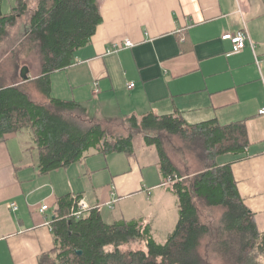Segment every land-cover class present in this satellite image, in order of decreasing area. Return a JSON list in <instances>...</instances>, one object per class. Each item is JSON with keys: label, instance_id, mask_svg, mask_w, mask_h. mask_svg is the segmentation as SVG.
<instances>
[{"label": "crops", "instance_id": "crops-1", "mask_svg": "<svg viewBox=\"0 0 264 264\" xmlns=\"http://www.w3.org/2000/svg\"><path fill=\"white\" fill-rule=\"evenodd\" d=\"M15 3L1 0V12L9 13ZM96 3L102 22L73 64L52 74L51 96L84 104L89 115L104 122L153 113L175 114L188 125L244 123L245 157L232 161L226 155L218 163L231 162L239 195L263 232L264 116L258 112L264 108V0ZM244 27L260 66L249 46L227 56L232 44L222 35ZM125 40L134 46L108 52ZM30 72L28 80L39 75ZM133 148L132 157L92 154L40 175L28 133L1 142L0 264H41L55 245V203L67 195L81 197L109 225L133 220L149 224L153 239L163 244L178 221L177 199L159 171L155 147L139 135ZM42 206L47 211L40 212Z\"/></svg>", "mask_w": 264, "mask_h": 264}, {"label": "trees", "instance_id": "trees-1", "mask_svg": "<svg viewBox=\"0 0 264 264\" xmlns=\"http://www.w3.org/2000/svg\"><path fill=\"white\" fill-rule=\"evenodd\" d=\"M24 15L29 20L24 41L36 49L39 75L8 79L0 68V143L28 133L37 150L38 173L47 175L92 154L132 157L133 139L140 135L155 147L164 182H174L169 188L179 210L174 230L160 244L141 221L109 225L96 209L75 219L71 213L81 197L62 196L55 203V245L41 264H264V231L239 195L231 162L218 163L226 155L232 161L245 157L244 123L188 125L175 114L153 113L104 122L89 115L84 104L53 98L52 74L73 64L102 22L96 0H16L9 13L0 9V43ZM174 139L200 165L190 183L170 156ZM214 209L221 212L216 222L206 217ZM136 245L140 248H129Z\"/></svg>", "mask_w": 264, "mask_h": 264}, {"label": "rangeland", "instance_id": "rangeland-1", "mask_svg": "<svg viewBox=\"0 0 264 264\" xmlns=\"http://www.w3.org/2000/svg\"><path fill=\"white\" fill-rule=\"evenodd\" d=\"M28 27L29 20L27 15L18 18L13 26L7 28V32L0 43V68L2 72H5L8 79L17 76L19 77L20 69L23 66L30 67V73L32 74L38 71L39 64L36 49L30 48V46L26 45L24 41ZM180 147L187 148L178 140H172L171 146L169 147V153L181 172H184V179L187 178L190 183L193 172H195V169H198L200 165L198 166L195 159H191V156L187 153L188 151L184 150L183 152L182 149H179ZM173 148L175 149L173 150ZM172 183H165V185L170 187ZM170 207H174V204H171ZM219 216H221V212L218 209L206 212V217L212 222H216L219 219ZM156 239H160V237L156 236ZM129 248L139 249L140 246L136 245L135 248L130 246ZM214 262V264H221V262H217L216 260Z\"/></svg>", "mask_w": 264, "mask_h": 264}, {"label": "built area", "instance_id": "built-area-1", "mask_svg": "<svg viewBox=\"0 0 264 264\" xmlns=\"http://www.w3.org/2000/svg\"><path fill=\"white\" fill-rule=\"evenodd\" d=\"M240 13V11H239ZM222 40L224 41H230L232 44V50L227 54V56H233V55H237L243 52V50L249 46L251 51L254 54L255 57V63L257 64V66H260L261 62L258 59L257 55L255 54V50L256 47L253 44V42L250 40L248 33L245 29V27L243 28V30L237 32L236 34H230V33H226L224 35H222ZM134 46V44H132L129 40H125L123 42L117 43L112 45V47L110 48V50L108 52H117L120 50H124V49H130ZM264 61V60H263ZM134 84H130L128 86L129 89L133 88ZM96 92V90H95ZM258 114L260 116H264V108H262ZM168 182L166 183H172V180L170 178L167 179ZM76 210L75 212L73 211L71 213V216L74 217L75 219H79L81 217H83L85 215V213L89 210L88 205L86 204V202L81 198L77 200L76 203ZM10 207L13 210H16V206L15 204H11ZM48 207L47 206H42L40 208V212H45L47 211Z\"/></svg>", "mask_w": 264, "mask_h": 264}, {"label": "water", "instance_id": "water-1", "mask_svg": "<svg viewBox=\"0 0 264 264\" xmlns=\"http://www.w3.org/2000/svg\"><path fill=\"white\" fill-rule=\"evenodd\" d=\"M19 77L22 81H27L29 79V68L27 66H23L20 69ZM80 255V252H78Z\"/></svg>", "mask_w": 264, "mask_h": 264}]
</instances>
